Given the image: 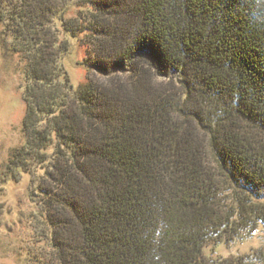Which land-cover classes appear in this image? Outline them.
<instances>
[{
    "label": "trees",
    "instance_id": "obj_1",
    "mask_svg": "<svg viewBox=\"0 0 264 264\" xmlns=\"http://www.w3.org/2000/svg\"><path fill=\"white\" fill-rule=\"evenodd\" d=\"M0 0L52 264H264L202 248L264 225V0ZM83 34L86 80L60 64Z\"/></svg>",
    "mask_w": 264,
    "mask_h": 264
},
{
    "label": "rangeland",
    "instance_id": "obj_2",
    "mask_svg": "<svg viewBox=\"0 0 264 264\" xmlns=\"http://www.w3.org/2000/svg\"><path fill=\"white\" fill-rule=\"evenodd\" d=\"M62 3L67 5L63 18H74L80 9L77 0H62ZM54 26L58 41L68 47L60 64L75 89L86 80L85 39L83 34L72 38L58 22ZM12 46V37L0 21V264H52L50 228L36 191L44 168L32 166L25 172L7 169L10 151L23 143L21 123L25 113L21 96L25 61ZM257 249L264 251L262 224L250 235L233 241L207 243L202 248V258L233 259Z\"/></svg>",
    "mask_w": 264,
    "mask_h": 264
}]
</instances>
